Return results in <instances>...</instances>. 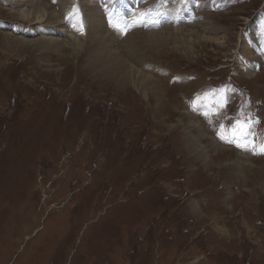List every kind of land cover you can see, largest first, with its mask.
Here are the masks:
<instances>
[{"label":"rangeland","instance_id":"374dc122","mask_svg":"<svg viewBox=\"0 0 264 264\" xmlns=\"http://www.w3.org/2000/svg\"><path fill=\"white\" fill-rule=\"evenodd\" d=\"M18 1L0 0V264H264V0H187L181 40L132 56L111 33L123 84L85 59L87 0H46L81 18L80 55L40 50L64 37ZM144 1L157 19L183 0Z\"/></svg>","mask_w":264,"mask_h":264},{"label":"bare ground","instance_id":"6f19581e","mask_svg":"<svg viewBox=\"0 0 264 264\" xmlns=\"http://www.w3.org/2000/svg\"><path fill=\"white\" fill-rule=\"evenodd\" d=\"M87 1L89 4L86 8L92 11L90 15L93 13V16L89 18L90 23H92L90 24L91 31H98V33H93V35H91V49H89L85 59H87L91 68H93L96 72L109 75L110 78L117 77V80L120 78L124 83L135 82V75L129 74L127 76L125 72V75L121 73L117 75V73L123 71L126 65L119 55L115 54V52H111L110 49L105 47L104 42H108V44L109 42H112L110 39H108L112 38V34L126 37L124 43L128 45L126 51L130 56H132L134 46L137 48L138 44L141 43L139 42L140 40L146 44H153L155 47H163L166 42H169V39L181 40V38L184 36V27L182 24H185L186 22H183L182 20L183 17L186 19L189 18H187L186 15L190 13L192 8L191 2H189L188 6L186 5L188 3L187 0L180 1L182 3H179L178 6L177 2H175L174 6H176V9L179 11L178 13L167 12V15L165 12H163L162 15L159 17L157 16V19H153L151 14L153 9L151 6H148V1H144L139 5L136 4L137 0H119L118 4L111 7H109V4H106L107 1L104 2V0H97L96 2H90V0ZM18 2L19 6L30 7L32 9V13L30 12V15H33V19L37 21V24H45L56 27L54 31H44L45 33H50V35L55 38L59 36L64 37V40L61 41L57 40L58 38L54 40L44 39L48 40L49 42H43L42 40V43L37 44L38 46H41L39 48L40 50L47 52L52 50L54 53H61L63 49L68 47V49H70L74 55H80V52L83 50V48L77 37L81 35V33H79L82 30L81 27L79 29V26H82L79 23L81 18L77 16L75 18L74 14H70L73 13L70 8L64 6L65 8L61 9L58 7V9L56 7L58 11H55L54 8V12L50 11V13H48V11L53 8V6L51 7L49 2H46V0H19ZM148 9L150 10L147 11ZM27 17H29V15H27ZM165 24L167 26H171L172 28H167ZM157 29L160 30L158 31ZM37 32H39V30H37ZM44 32L40 33V35H45ZM116 32L119 34H116ZM251 35L252 34L247 32L245 37H250ZM242 39L245 41V43L250 42L246 41L247 38L244 39L242 37ZM213 41L219 43L218 41ZM245 50L248 56L251 57L252 62L256 63V66H259L261 57L255 55V52L251 51L253 48H251L249 51L245 47ZM255 71L256 69L253 70V72ZM123 75L126 77L122 78ZM122 81L119 80L118 82L123 84ZM199 138L200 135L196 140L192 141L193 147L197 146Z\"/></svg>","mask_w":264,"mask_h":264},{"label":"snow or ice","instance_id":"6c2138e0","mask_svg":"<svg viewBox=\"0 0 264 264\" xmlns=\"http://www.w3.org/2000/svg\"><path fill=\"white\" fill-rule=\"evenodd\" d=\"M245 137H247L248 135H250V133L249 132H245L244 134H243ZM223 138V137H222ZM226 142H235V140H226ZM237 146L238 147H242V146H244V145H240V144H237ZM247 150V149H246ZM254 152H255V149L253 148L252 149ZM260 153L261 154H264V144H262L261 146H260Z\"/></svg>","mask_w":264,"mask_h":264}]
</instances>
